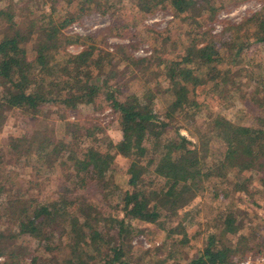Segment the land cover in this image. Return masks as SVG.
Returning a JSON list of instances; mask_svg holds the SVG:
<instances>
[{"label":"trees","instance_id":"trees-1","mask_svg":"<svg viewBox=\"0 0 264 264\" xmlns=\"http://www.w3.org/2000/svg\"><path fill=\"white\" fill-rule=\"evenodd\" d=\"M243 1L0 0V130L11 110L28 121L0 140V264H235L264 253L254 209L264 199V4L240 24L208 26ZM156 10L172 14L176 34L143 23ZM93 11L119 14L99 32L67 33ZM127 12L146 55L133 53L139 41L107 48L108 33L129 29ZM237 95L241 112L229 115ZM92 106L110 109L118 138ZM110 197L121 215L100 208ZM140 233L155 236L150 246L131 243ZM201 238L190 256L180 249Z\"/></svg>","mask_w":264,"mask_h":264},{"label":"rangeland","instance_id":"rangeland-1","mask_svg":"<svg viewBox=\"0 0 264 264\" xmlns=\"http://www.w3.org/2000/svg\"><path fill=\"white\" fill-rule=\"evenodd\" d=\"M243 2H248V6L242 10L240 8H238V6L243 3ZM243 2H240L238 4H233L229 7H227L226 9H223L224 11H232L234 14L232 15H228L225 17H221L220 16V12L219 11L217 13L216 19H212L208 26H211V29L213 31V29L217 28H221L223 26H225L227 23L229 22H233V23H237L240 24L242 22V18L244 15H247L255 10H258L263 4H264V0L258 1V0H245ZM260 5V7H259ZM116 12V11H115ZM114 12V13H115ZM119 12H121L119 10ZM102 14L99 11H93L90 12L88 14L83 15L79 20H74L73 22H76L79 26H80V30L79 31H84L85 34L88 32H99L101 30H103L105 27L109 26L112 23L113 17L118 13L116 12L115 14ZM119 14V13H118ZM137 14V13H136ZM172 14L170 12L164 11V10H156L153 13H148L145 16V19L143 21V23H148V24H156L157 28H160V30H163L166 33L169 34H176V27L173 23H168V21L170 19H172ZM206 18H211V15L209 14H205ZM138 17L136 18H132V14H130V12H127V21L129 22V29L126 32H122L125 33V36H119L117 34H115L114 30L112 31V33H108L107 36H105V40H107V48L108 49H112L113 45L117 42H127L128 40H132V41H139V43L136 45V47L133 50V53L135 55H138L139 53H137V50L141 47H144V49H150L151 51V47L147 41L146 38V34L143 33L145 31L142 32V30H139L137 28L138 25H135L138 22ZM70 23V24H71ZM68 24V26L70 25ZM68 26L66 27V31L67 33L69 28ZM23 26H18V28L20 29V31L22 30ZM164 28V29H162ZM220 29V30H221ZM219 30V31H220ZM141 31V32H139ZM219 31H215V32H219ZM214 32V31H213ZM72 34V33H71ZM77 34V33H76ZM84 34V33H81ZM147 46V47H145ZM251 46L254 48L256 45L251 44ZM82 45L81 44H76V43H70L67 45L66 50H68L69 52H77L79 49H81ZM251 53V52H250ZM252 68L254 70L258 69V66L253 64ZM237 104L236 102L234 104H232L230 106V110H227L226 112L229 115H236L238 113H240L241 109H239L240 106V102L238 99V95H237ZM94 105V103H93ZM109 108L105 109L104 111H97V108L95 106L92 107H88L85 108L84 111H97L96 114L99 115L100 119L102 120V122H109L110 126L108 127L107 132L109 133L110 136H112L113 138H118L119 137V132L116 128V124L115 121L113 119V114L111 112H109ZM250 113H252V111H250ZM74 117L72 115H70L67 119L66 122L69 123ZM28 127V121L27 119L18 111V110H11L10 113L3 119L2 124H1V130H0V140H3L5 138H7L8 136H16L18 133H20L22 130L26 129ZM182 131L191 136L190 133L186 130V129H182ZM122 164L124 166V164H126V160L122 161ZM26 177H30V175L28 173H25L24 171H20L18 178L20 179H25ZM120 183L122 182L121 180H118ZM33 185V183H32ZM38 186L34 185V188H37ZM49 188L50 189H46L48 191H51L54 188V184L50 183L49 184ZM46 190H44L43 193L46 192ZM97 198V196L95 197ZM117 198H111L110 199H105L104 200V204H101L100 208L104 209V210H109L110 212L113 213H118L119 215H121V211H119V208L117 207V203H116ZM107 201L109 202L107 204ZM258 201L260 202L259 206H254V209L257 211V214L260 216H264V207L262 206L264 204V199H258ZM143 228H145V226H141L140 230H142ZM259 233H263V228H261L259 230ZM258 233V234H259ZM149 237H148V236ZM146 237L151 241V238H155V236H152L150 234H147ZM133 239H131V243L132 244H136L132 242ZM203 239H192L190 242H187L186 244H183L180 249L183 250L184 252H186V256H190L199 246L202 245L203 243ZM189 247V248H187ZM22 250L24 252L27 251V249L25 247L23 248H19V251ZM188 250V251H186ZM3 257L0 256V259H2ZM183 264V263H181Z\"/></svg>","mask_w":264,"mask_h":264},{"label":"built area","instance_id":"built-area-1","mask_svg":"<svg viewBox=\"0 0 264 264\" xmlns=\"http://www.w3.org/2000/svg\"><path fill=\"white\" fill-rule=\"evenodd\" d=\"M248 6V2H243L241 3L238 8L244 10L246 7ZM260 7V5H259ZM234 14L232 11H224L222 10L220 12V16L221 17H225L228 15H232ZM69 33H77V34H81L84 33V31H79L80 30V26L76 23L73 22L68 26ZM221 28L217 29H213V31L215 32L216 30L219 31ZM147 47V46H145ZM150 52V49H144V47H141L137 50V53H139L138 55H146ZM133 243L136 242H140L143 246L148 247L151 245V241L142 233L138 234L137 236H135L132 240ZM155 243H158V241H155ZM235 264H264V253H248L246 255H243L241 257H239L236 261Z\"/></svg>","mask_w":264,"mask_h":264}]
</instances>
